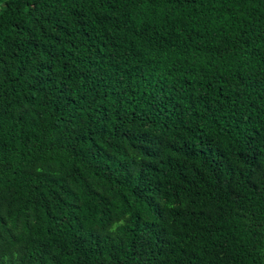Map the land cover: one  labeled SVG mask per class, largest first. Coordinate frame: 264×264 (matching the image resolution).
Returning a JSON list of instances; mask_svg holds the SVG:
<instances>
[{
  "label": "trees",
  "instance_id": "obj_1",
  "mask_svg": "<svg viewBox=\"0 0 264 264\" xmlns=\"http://www.w3.org/2000/svg\"><path fill=\"white\" fill-rule=\"evenodd\" d=\"M0 264H264V0H0Z\"/></svg>",
  "mask_w": 264,
  "mask_h": 264
}]
</instances>
